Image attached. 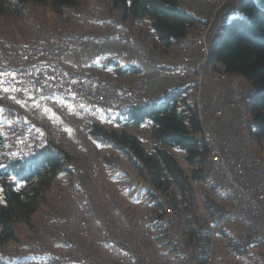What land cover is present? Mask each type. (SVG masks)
<instances>
[{
  "label": "trees",
  "instance_id": "obj_1",
  "mask_svg": "<svg viewBox=\"0 0 264 264\" xmlns=\"http://www.w3.org/2000/svg\"><path fill=\"white\" fill-rule=\"evenodd\" d=\"M82 1L0 0V18L12 22L22 17L31 3L60 11L79 8ZM110 3L112 9H121L120 21L130 22V30L147 43L151 51L164 55L174 50L178 42L192 34L205 20L182 8L179 0H110ZM237 3V14L225 20L217 37L211 39L208 62L221 69L230 84H242L248 96L246 106L250 114V130L244 139L261 140L264 138V0H238ZM142 21H148L149 30L134 28L135 23ZM153 64L158 70L177 75L174 66ZM58 65L70 72L62 64ZM104 68H113L118 77L143 74L137 67L122 66L114 61L106 62ZM75 75L88 77L85 73ZM114 88L128 92L120 85ZM192 90L190 83L180 80L179 84L158 97L147 95V91L135 96L132 105L122 113L113 114L116 115V123L124 127L142 126L149 122L155 141L151 152L146 151L142 141L127 130L109 131L94 122L89 133L100 143L121 153L136 173L148 182L146 199L150 212L147 220L149 227L158 232V239L168 240L166 222L171 212L178 222L179 232L194 250V264H213L212 239L196 232L191 224L192 213L197 207L193 182L204 183L209 179L212 154L210 145L191 133V127L196 132L202 131L198 130L200 124L191 102ZM4 144L0 133V244L19 242L16 226L28 223L37 212L39 200L57 174H73L79 161L77 154L56 146L52 140L43 141L32 149V154L22 157H10ZM170 149L185 153L191 175L186 174ZM88 171L86 166L83 176L87 180ZM229 246L237 254H244L240 244L231 241ZM27 259L29 256L25 255L21 261Z\"/></svg>",
  "mask_w": 264,
  "mask_h": 264
},
{
  "label": "crops",
  "instance_id": "obj_2",
  "mask_svg": "<svg viewBox=\"0 0 264 264\" xmlns=\"http://www.w3.org/2000/svg\"><path fill=\"white\" fill-rule=\"evenodd\" d=\"M88 2L89 0H83L81 7L79 8H64L60 11H56L51 6H47V8L50 10L49 16L58 15V17H63L66 13H77V11L83 9L82 7ZM179 2L182 8L191 14L197 15V17L201 19H209L215 12V8L208 3H199L196 0H179ZM97 8L102 16L121 20V9H112L110 0H99ZM236 14L237 7L228 4L220 10L218 16L221 17L224 15L229 19ZM129 23L130 22H126V24H123L128 25ZM134 28L137 30L140 28H147L149 30V23L148 21L138 22L134 24ZM131 32L135 35V38L140 39L134 31ZM126 34H129V31H127ZM26 36L27 35L25 34L20 38L24 39ZM201 59L202 54L197 48L189 62L184 66L170 60L164 64L174 66L177 69V75L181 78V81L185 83L191 82L190 85H192L193 79L190 78V75L197 72L198 64ZM44 60L55 61L58 64H62L65 68L70 70V72L75 74L93 71L108 73L116 78V80H114L115 83H120L122 85L125 81L146 77L148 80L147 95L153 97L162 95L175 85L173 84L172 79L161 78L159 76L158 68H155L153 63L143 58L131 43L111 38L108 35L97 36L92 38L85 45L61 51L53 58H45ZM108 61H114L122 66L137 67L143 71V74L118 77L113 68H104L105 63ZM208 87L209 86L207 85L204 89V99L206 106L211 109L213 108L212 89ZM220 89L223 93L230 90L229 79L228 82L220 84ZM9 102L19 108L23 115V119L26 121L37 122L49 127L52 133V138H55L53 140L55 145L68 152L75 154L81 153L84 155L89 162L87 165L89 168L88 179L92 181V185L96 189L97 194H100L99 196L102 200V204L107 212H114L122 221L127 222L126 224H132L133 222L134 224L142 223L148 225L147 212L150 206L146 199V189L148 188L146 185L147 181L144 180L146 182L143 187V184L139 182V180L143 178L136 173L131 163L121 153L115 151L113 147L97 141L90 135L89 131L94 122L100 124L103 128L109 131L121 132L127 130L136 135L142 141L146 151L151 152L155 145V141L151 135L149 122L142 126L124 127L116 123V115L106 114V106L104 105L93 107L87 100H83L77 105H66L60 100L44 98L33 92L23 96L10 95ZM223 106L224 113L221 118H216L213 113L208 115L207 125L209 129L217 136L233 142V155L236 158L247 152H253L258 156H264V138L261 140H245L244 133L241 132L239 128V111L234 109L228 101H224ZM21 144L20 151L24 156L32 154L30 141L25 140ZM177 150L178 149H170L169 151L177 157L186 174L191 175V169L189 167L185 168L183 165V161H185V153ZM105 153H113L114 157L121 156V161L126 165L121 167L120 171L113 169L111 166L103 163ZM10 157L21 156L19 153L17 154V152H10ZM96 164H99L101 172L96 168ZM131 178L135 179L132 180ZM83 179L86 181L84 176ZM69 180V174L59 172L51 186L44 191L43 196L45 197V200L43 201V204H39L37 211L43 213L54 211L60 213L57 215H64L65 213H63V211L66 207H64V203L59 201L60 197L57 199V196H60L63 193L68 195L73 194V192L68 191L71 189V185L69 186ZM249 180L253 184L258 183V178L255 175H249ZM209 181L211 183L213 182V186L217 185L214 179L209 178ZM71 184L74 185V183ZM213 188L214 189L208 187L205 190L212 196H215L218 193L217 190H219V186ZM114 194L119 195V201H117V204L110 202V199L114 197ZM214 199L219 200L220 198L218 197ZM1 202L0 190V204ZM232 210L233 209L230 207L222 206L216 214L212 212V215H220L216 220V223L221 222L227 230L226 235H221L214 229L205 233L212 238L211 260L213 264H264V225L262 223H258L257 225L241 223L238 221L235 214L233 215ZM123 211L125 213H130L131 216H133L132 222L127 220ZM149 229L151 230L150 232L155 233L150 227ZM89 241L92 240L89 239ZM231 241L241 245V249L244 250L243 255L237 254L230 248L229 242ZM107 242L97 244L96 248L94 245L91 246L95 248L98 254L108 255L114 250V248ZM153 247L156 252L153 262L151 257V264H160L157 259L158 257L165 258L167 264H175L174 258L168 251H166L163 244L161 247H157L156 245ZM26 254L29 258L32 257V255L28 253ZM125 261H127V259ZM162 261H164V259ZM135 264H143V261L140 262L138 260Z\"/></svg>",
  "mask_w": 264,
  "mask_h": 264
},
{
  "label": "built area",
  "instance_id": "obj_3",
  "mask_svg": "<svg viewBox=\"0 0 264 264\" xmlns=\"http://www.w3.org/2000/svg\"><path fill=\"white\" fill-rule=\"evenodd\" d=\"M196 1L199 3L211 4L215 7V12L213 16L208 19L207 30L200 32L196 38H188L186 41L182 42V60L180 65H186L195 50L197 48L199 49L202 54V59L198 64L197 77L191 85L193 88L191 99L192 102L198 105L201 116H207L208 118L210 112L207 109L203 97L204 82L208 79V75L205 74L203 70L204 49L209 41V37H211V34L215 30L216 23L224 21L225 19L224 15L221 17L218 16L220 10L228 4L234 5L235 0ZM91 16H93V23H85V20H82V15L79 18H75L79 24H90L89 33L73 32L71 28L68 27L65 32L53 33V30H44L43 25L40 24L39 37L33 38L29 45L19 47L6 39L4 42L6 45V52L0 59V95H25L33 92L44 98L60 100L66 105L87 100L93 107L104 105L106 106V111H114L115 114L121 108H128L133 104L135 102L134 97L144 94L147 90L148 80L144 77L138 80L130 91L122 92L105 84H93L88 77H78L75 73L61 69L55 61L44 60L45 58H53L61 51L85 45L92 38L100 35L114 36L115 38L125 41L133 40L130 32L129 36H122V29H126L123 23H118L116 21V28H108V21H114L112 18L107 17L106 20H99V10L98 13H94V15ZM135 42L139 43L140 53L145 58H149L151 61L155 62V55H151L146 51V48L140 46V40H135ZM159 76L165 79H172L175 85L180 82L179 76L167 73L166 70H159ZM210 77L209 79L213 85L228 82V78L225 76L222 78H214L213 74H210ZM244 94L245 91L242 85L230 84V90L228 92H219L214 98L213 103L215 109L213 115L216 118H221L223 114L222 108L224 107L223 103L224 101H228L234 109L239 111L240 128L243 130V124L247 122V119L241 116L239 100ZM13 131V146L18 147L23 135H28L35 147V132L30 133L28 129H21V127H16V125ZM191 133L197 135L193 127H191ZM202 137L204 140H213L214 145H216V152L213 153L210 178L215 180L223 194L224 190H233V194L237 195V204L233 205L234 212L238 214V221L245 223V217H253V224L262 223L264 225V158L253 157V155L248 152L237 158L234 157L233 142L217 136L209 127L208 135ZM22 156L23 154L21 153V157ZM75 174L77 175L76 172ZM249 175L257 176L258 183H251ZM77 184L80 185L81 195H86V193L90 192L89 188L86 187V183L83 182L78 175ZM90 203L94 204L96 208L95 201H91ZM171 223H173V221H171ZM44 225L45 226L41 229L42 232L49 231L53 233L57 239L56 241L65 242V246L71 244L68 237L69 235H66L68 230H66L65 224L56 214H52V218L46 221ZM139 228L141 239L140 241L132 240L133 248L138 250V256L145 264H150V257H155V251L147 247L144 236H147L151 230L148 225L145 224H142ZM111 233L114 235L113 228L110 229V234ZM107 234L108 232L104 231V236L102 237H106ZM168 235L180 259L182 260V257H189L190 262L194 255L193 248L187 247L184 239L175 231H171ZM98 237L92 240V242L97 241V244H99L98 242L100 239H98ZM74 238H79V236H75ZM111 247L118 248L117 239L114 237L111 238ZM37 248L38 247H36V249ZM84 250L89 251L87 252L89 257L95 256L90 249L84 248ZM10 252L6 254L7 258L21 257L15 250ZM130 252L119 250L118 248L111 254L112 258L109 263H105V261L100 263L98 258H95L92 262L85 260L81 261L82 258L80 255H72L69 261L66 262L58 260L55 257L49 260L53 262L52 264H130L132 260ZM120 254H127V261H120ZM157 259L160 264H167V262L162 261V257H158ZM190 264L192 263L190 262Z\"/></svg>",
  "mask_w": 264,
  "mask_h": 264
},
{
  "label": "rangeland",
  "instance_id": "obj_4",
  "mask_svg": "<svg viewBox=\"0 0 264 264\" xmlns=\"http://www.w3.org/2000/svg\"><path fill=\"white\" fill-rule=\"evenodd\" d=\"M98 1L99 0H89V2L86 3L82 7L83 9H81L80 11H77V13H74V14L66 13L63 15V17H58V15H53V16L50 15L49 16L50 10H48L47 6H45V5L41 6V5H36V4L31 3V4L27 5L24 15L22 17L16 18L12 22H6L5 20L0 18V59H1V57H3V55L6 52V45L4 44L6 39L10 40L11 43L12 42L15 43L17 46L22 47L24 45H29L30 41L33 40V38H35L34 37L35 32L40 31V26H39L40 24L43 25V28H45V26H46V28H51L54 25H61L64 28L73 26L70 28L75 29L76 26H78V25H75V24H77V21L75 20V18L78 15L82 14V12L87 13L88 9H89L88 6H90L92 4L94 6H96L95 9H97V11H98V8H97ZM234 6L238 7V3L236 4L234 2ZM99 17H100V19H102V18L107 19V17L102 16L100 14V12H99ZM112 20L117 21L118 23L121 22L117 18L112 19ZM225 20H227V18H225L224 21ZM224 21H220V22L216 23L215 30L211 34V37H209V42H211V39L216 38L215 37V31L217 32V31H219V29H221ZM204 22H207V24H208V20L205 19L204 21L200 22V24L198 25L199 29H200V26L202 24H205ZM121 23H123V22H121ZM37 26L39 27V30H38ZM82 26L83 25H80V27H82ZM123 26L126 29H122V31H123L122 36H126V35L129 36V34H126V32L129 31L131 34V38H133V40L125 41L122 39L115 38L114 36H109V37L115 38V39H118L121 41H125L128 43L131 42V45L133 42H135V40H140V44H142L146 48H149L146 45L147 43H144L141 39L135 38V35L131 32L130 27H128V25L123 24ZM198 28L192 34L188 35L185 38H194L196 35H199L201 31ZM28 29H29V31H28ZM80 33H83V32H80ZM85 33H89V31H87ZM21 34L22 35L26 34L27 36L23 39V38H20V37H22ZM178 50L179 49H174L167 55L160 54V53L156 52L157 54L161 55L163 57V59L161 61H155V62H159V63L164 64L168 60H170L172 62L180 64L181 61L176 60V58H178V56H179ZM150 51H151V49H150ZM138 52L140 53V51H138ZM153 53H155V52L151 51V54H153ZM208 55L210 57V49H209ZM142 57L145 58L143 55H142ZM205 58H206V55L204 54V60H205ZM145 59L151 63H155V62L151 61L149 58H145ZM208 61H209V59L207 58L208 64L203 65V70H204L205 74L208 75V79H206V81L204 82V89L208 85L212 89V98L214 99L216 97L217 93H219V92L222 93V90L220 89V84H222V83L216 84V85H213L211 83V81L209 79V78H211L210 77L211 71H210V67H209L210 64ZM220 71L223 74H225L221 69H220ZM167 73H171V72L167 71ZM85 74L88 75L89 79L91 80V82L93 84H105L107 86H111L112 88H114L115 85H120L121 87L127 89V91H130V89L134 86V84L142 78V77H140V78H137V80L125 81V82H123V85H122L120 83H115L114 80H116V78L113 77V75L108 74V73L94 72L93 71V72H86ZM196 77H197V72L193 75H190V78L193 79L192 83ZM226 77H227V75H226ZM144 78L147 80L146 77H144ZM183 83H185V82H183ZM245 94H246V92H245ZM10 95L11 94L0 95V133L2 134L3 140L5 141V150L8 152H11V153L17 152V154L19 153V155L21 156V154H20L21 153L20 149H21V145H22L21 143L25 140L30 141L32 149L39 146L43 141H46V140H52L53 141L55 138L54 139L52 138V133H51V130L49 127H47L43 124H39L37 122H28L25 119H23V115L21 114V111L19 110V108H17L14 104L9 102V96ZM13 96H23V94L22 95H13ZM203 97H204V91H203ZM213 99H212V105H213L212 107L213 108H211L212 112H211V109L207 107V109L210 113H213V111H214L213 109H215ZM247 100H248V96L246 94V102H247ZM204 101H205V99H204ZM221 101H222V99H221ZM191 102H192V99H191ZM192 104H193V107L196 111L195 103L192 102ZM70 105H72V104H70ZM222 109H223V113H224V107ZM118 112L121 113L120 111H117L116 114H119ZM113 113L115 114L114 111L110 112V114L107 112L106 114L107 115H111V114L113 115ZM2 115H5L4 116L5 119L4 118L1 119ZM196 115H197V121L200 124V129H198V130H201L202 127H204V128L206 127V130L208 131L207 116L205 117L206 119L204 121H199L197 111H196ZM222 116H223V114H222ZM249 117H250V114H249ZM18 123H20V124L24 123L23 125L26 127V129H28V131L30 133L35 132V147L33 145V141L29 138L28 135H23V137L20 140L21 142L18 144L19 146L17 145L18 147H15L12 145V140H14V131H13L15 129L14 126L16 125V127H20L18 125ZM239 128H240V125H239ZM21 129H25V128L21 127ZM240 130L245 135V133H247L250 130V127L249 128L247 127L245 129L243 127V130L241 128H240ZM195 137H196V135H195ZM196 138H198V137H196ZM202 140H204V139H202ZM204 141L210 145V147L212 149V153H214L215 148L211 146L210 142H208L206 140H204ZM177 151L181 152V150H179V149ZM248 153L254 154L253 152H248ZM77 155H78L79 161H77V164H75V168H76L75 172L77 173L79 178L83 182L86 183V187L89 188L90 192L86 193V195H81L80 185L77 184V175L75 174V172L71 175L69 174L70 175L69 186L71 185V189H69L68 191L73 192V194L68 195V194L63 193L60 196H57V199H58V197H60L59 201L61 203H64V207H66V209L63 211V213H65V214L64 215H57L60 213L54 212V211H49V212H45V213H43L41 211H37L34 215H32L30 217L28 223L18 224L16 226L15 231H16V234L19 238V242L11 241V242H4V243L0 244V264H9V263L10 264H32L33 261H34V264H52L53 262H51L49 260L52 257H55L58 260H62V261L66 262V261H69V258L72 255H80V257L82 258L81 261L85 260L88 262L89 261L92 262L95 258H98L100 263H102L104 261H105V263H109L110 259L112 258L111 254H113V252H115L118 248H119V250H126L129 252L131 250L130 254H131L132 260L130 261V264H135V262L138 260L140 262L142 261L141 258L138 256V250L137 249L135 250V248H133V243H132V240L140 241L141 238H140V234H139V229H140L139 227L142 225V223L134 224L132 222L133 216H131L130 213H125L124 211L123 212L125 213V217L127 218V220L131 221L132 224L131 223L126 224L127 222L122 221L114 212L112 213V211L107 212V210L104 208V205L102 204V200L99 196L100 194H97L96 189L92 185L93 184L92 181L89 179L87 180L86 178H85L86 181L83 179L82 174L85 172L86 166L89 164V162L86 160V158L84 157L83 154L79 153ZM254 155H256V154H254ZM212 156H213V154H211V157ZM256 156H258V155H256ZM120 157L121 156L114 157L113 153H105L103 163H105L108 166H111L113 169H116L117 171H120L121 167L126 165L124 162L121 161ZM259 157H264V156H259ZM183 165L185 168L186 167L188 168V165L186 164L185 161H183ZM96 168L98 169V171L101 172V168L99 167V164H96ZM209 169L211 172V165L210 164H209ZM88 170H89V168H88ZM131 179L133 180L135 178H131ZM144 180L145 179L139 180V182H141L143 184V187H144V184L146 182ZM130 182H131V180H130ZM71 183H74V185ZM146 185L148 186V182ZM193 187H194V195L196 197L197 207H196V211L194 213H192L191 224L194 227V229H196V232L199 231L200 234H202V233L205 234V233H207V231H211L214 229L219 234L226 235L227 230H226L225 226H223L221 222L216 223V220L218 219V217H220V215L219 214L218 215H212V212H214L216 214L218 212L219 208L222 206L223 207H230L231 209H233L232 210L233 215L235 214V216L238 219V214H236L234 212V205L233 204H235V203L233 202L232 198L229 197L225 192L223 194L221 192L220 188H219V190H217L219 194L218 193L216 195L214 194L215 196H212L211 194H209L205 190L206 188L212 187V189H214L213 187H218V185L213 186V182L211 183L209 181V179L204 183H194L193 182ZM118 196L119 195L114 194V197L110 199V202L117 204V201H119ZM213 197L214 198L219 197L220 199L215 200ZM44 200H45V197L42 196L38 202V206H39V204H43ZM91 201L96 202L95 203V205H96L95 210L93 209L94 204L90 203ZM89 204L91 206L92 205L93 206L91 207ZM97 208H98V211H97ZM149 212H150V207H149L147 213H149ZM53 213L56 214L63 221V223L65 224L66 230H68L66 235H69L68 237H69V240L71 242V244H69V246H65L64 245L65 242L62 243L59 240L56 241L57 239L53 233H50L49 231H44V232L41 231L43 226H45L44 223L52 218L51 216ZM171 221H173V223H171ZM245 223L252 224L249 222H245ZM252 225H257V224H252ZM166 227L168 229L166 235H167V239L169 241L166 239L165 240L158 239V234H157L158 232H155V233L150 232L147 236H144V239H146L147 247L152 248L156 252V250L153 246L156 245L157 247L158 246L161 247V245L163 244L166 248V251H168L171 254V256L174 258L175 264H190V262L192 264H194L193 259L192 260L190 259L191 260L190 262L186 259H183V260L180 259V257L178 256L176 248H174V246H173L172 240L169 238L168 233H171V231H175L184 239V242L187 245V247L192 248L191 246L188 245L185 237L183 235H181V233L179 232L178 222L176 219H174L173 214L171 212H169L167 222H166ZM112 228H113V234L114 235H112V233L110 234V229H112ZM180 228H181V225H180ZM104 231H107L108 234L106 235L105 238H102V236L104 235ZM98 235H99V237H98ZM75 236H79V238H74ZM97 237H98V239H100L98 242L99 244H101L102 242L106 243L107 241H108L107 242L108 244L109 243L111 244L109 239H111L113 237L116 238L118 248L115 247L114 250L108 255L107 254L106 255L98 254V252L95 250V248L97 247V241H94V242L89 241V239L95 240ZM91 245H94L95 248H93V246H91ZM143 245H145V244H143ZM35 246L38 248L36 249ZM84 248L90 249L95 256L89 257L88 256L89 254H87V252H89V251L88 250L85 251ZM14 250L16 251V253L18 255H21V257L20 258H7L6 254H8V252L14 251ZM26 253L32 255V257H30L27 260L21 261V258L24 255H27ZM121 256L122 255L120 254V257ZM192 257H194V255ZM154 258L155 257H152V262H153ZM163 259L165 262H167L165 258H163ZM143 264H145V263L143 262Z\"/></svg>",
  "mask_w": 264,
  "mask_h": 264
},
{
  "label": "bare ground",
  "instance_id": "obj_5",
  "mask_svg": "<svg viewBox=\"0 0 264 264\" xmlns=\"http://www.w3.org/2000/svg\"><path fill=\"white\" fill-rule=\"evenodd\" d=\"M237 1L238 0H235V3H237ZM95 7L96 6H94L93 4L92 5H90V6H88V12L87 13H83L82 12V14H80V15H78L76 18H79L81 15H82V20H85V23H93V16H91V15H94V13H98V11H97V9H95ZM69 17V16H68ZM226 18V17H225ZM72 19V18H71ZM99 20H106V19H100V17H99ZM46 21V20H45ZM77 21V20H76ZM40 23V22H39ZM38 23V24H39ZM57 23V22H56ZM55 23V24H56ZM59 24V23H58ZM68 25V24H67ZM75 25H78V26H76V28L74 29V28H71V31H73V32H83V33H85V32H87V31H90V24H83V26L82 27H80V25H82V24H79V22L77 21V24H75ZM40 26V25H39ZM51 26V25H50ZM38 27V26H37ZM48 27V26H47ZM70 27H73V26H70ZM70 27H68V28H70ZM207 27H208V24H207V22H205V24H202L201 26H200V31L202 32L203 30H207ZM66 28L67 27H63V26H61V25H54L53 27H51V28H46V26H45V28H44V30H53V33H61V32H65V30H66ZM108 28H116V21H108ZM38 30H39V27H38ZM219 31H220V29H219ZM219 31H215V37H217V35H218V33H219ZM123 32V31H122ZM126 32V31H125ZM39 35H40V31H37V32H35V35H34V37H39ZM124 35V34H123ZM126 35V34H125ZM127 36V35H126ZM196 37H198V35H196L194 38H196ZM188 38H185V39H183V40H181L180 42H178V44L176 45V47L174 48V49H179L178 50V54H179V56H178V58H176V60H179V61H181L182 60V42L183 41H186ZM214 39V38H213ZM15 42V41H14ZM13 43V42H12ZM131 43V42H130ZM210 42L208 41L207 42V45H205V49H204V54L206 55V58H205V60L203 61V65H207L208 63H207V58L209 59V49H210V44H209ZM132 45L137 49V51H139V43L138 42H133L132 43ZM140 46H142V47H144L142 44H140ZM144 48H146V47H144ZM146 51H148V53H150L151 54V51H150V49L149 48H146ZM175 54V53H174ZM151 55H155V61H161L162 59H163V57L161 56V55H159V54H157L156 52L155 53H153V54H151ZM209 67H210V71H211V74H213V77L214 78H222L223 76H225L226 77V75L225 74H223L221 71H220V69L219 68H213V66L212 65H209ZM111 87V86H110ZM70 104H72V105H77L78 103H70ZM195 106H196V111H197V113H198V118H199V121H204L206 118V116H201V114L199 113V107H198V105L195 103ZM239 107H240V111H241V116L242 117H245L246 119H247V122L245 123V124H243V127H244V129L245 128H249V123H250V117H249V113H248V110H247V107H246V94H244L242 97H241V99L239 100ZM126 108H121L119 111L122 113L124 110H125ZM109 113L110 114V112H112V111H106V113ZM119 113V112H118ZM114 114V113H113ZM112 115V114H111ZM4 116L5 115H2L1 116V119L2 118H4ZM5 119V118H4ZM24 124V123H23ZM23 124H20V123H18V125L20 126V127H22V128H25L26 129V127L23 125ZM14 128H15V126H14ZM8 134V133H7ZM10 135V134H9ZM8 135V136H9ZM206 135H208V131L206 130V127L204 128V127H202V131H198L197 132V135H196V137H198V138H201V139H204L202 136H206ZM11 138V137H10ZM12 140V139H11ZM206 141H208V142H210V144H211V146L212 147H214L215 148V152H216V145H214V143H213V140H206ZM5 145V144H4ZM11 148V147H10ZM21 154V153H20ZM213 154V153H212ZM251 155H253V157H258V158H264V157H259V156H256V155H254V154H252V153H250ZM212 160H213V156L210 158V165L212 166ZM224 192L229 196V197H231L232 198V200H233V202L235 203V204H237V195L236 194H233V190H224ZM90 205V204H89ZM91 206V205H90ZM93 206V205H92ZM91 206V207H92ZM94 210H95V206H94V208H93ZM93 210V211H94ZM52 217V216H51ZM48 219V218H47ZM46 219V220H47ZM49 221V220H48ZM245 222H249V223H252L253 224V217H245ZM104 227V226H103ZM109 239V238H108ZM110 240V242H111V239H109ZM122 256L120 257V261H125L126 259H127V254H121ZM125 259V260H124ZM183 259H186V260H188L189 261V257H182V260ZM32 261V260H31ZM150 261H151V257H150ZM26 262V261H25ZM33 263H34V261H33ZM10 264V263H9Z\"/></svg>",
  "mask_w": 264,
  "mask_h": 264
},
{
  "label": "snow or ice",
  "instance_id": "obj_6",
  "mask_svg": "<svg viewBox=\"0 0 264 264\" xmlns=\"http://www.w3.org/2000/svg\"><path fill=\"white\" fill-rule=\"evenodd\" d=\"M5 90H7V89H5Z\"/></svg>",
  "mask_w": 264,
  "mask_h": 264
}]
</instances>
